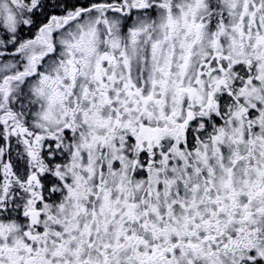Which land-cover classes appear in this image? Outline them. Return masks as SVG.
Here are the masks:
<instances>
[{
  "label": "snow or ice",
  "instance_id": "1",
  "mask_svg": "<svg viewBox=\"0 0 264 264\" xmlns=\"http://www.w3.org/2000/svg\"><path fill=\"white\" fill-rule=\"evenodd\" d=\"M0 264H264V0H0Z\"/></svg>",
  "mask_w": 264,
  "mask_h": 264
}]
</instances>
